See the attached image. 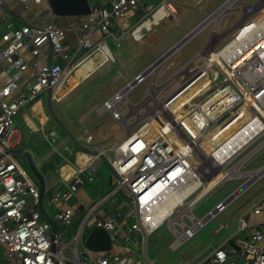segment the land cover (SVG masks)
<instances>
[{
	"label": "built area",
	"instance_id": "built-area-1",
	"mask_svg": "<svg viewBox=\"0 0 264 264\" xmlns=\"http://www.w3.org/2000/svg\"><path fill=\"white\" fill-rule=\"evenodd\" d=\"M4 1L0 0V247L5 264H139L133 253L111 251L116 246L114 242L124 238L139 243L136 235L145 238L166 223L174 236V246H178L226 208L230 195L201 217L191 211L218 184L242 176V160L231 163L264 135V43L256 46L241 65L232 67L224 63L232 74L226 73L218 63L205 69L211 51L217 50L210 42L214 22L202 51L166 80L157 82L163 63L195 36L206 25V20L186 41L149 63L100 107L121 117L128 113L134 119L141 118L128 134L131 136L125 134L114 146L113 159L108 160L114 174L109 191L87 209L84 216L69 204L77 190L93 180L108 150L94 146L92 135L85 129L81 137L73 138L77 149L74 164L66 161L58 168L59 178L47 204L49 212L43 207L39 187L12 152L22 148L10 142L15 133L13 118L42 92L49 91L51 101L60 100L70 85L69 79L76 76L80 66L92 62L84 74L93 70L95 53H100L105 61H113L106 38L111 37L119 45L122 35L112 31L116 20L142 13L129 28L130 34L138 40L142 29L174 15L179 0H89V12L69 29L54 21L40 25L28 21L18 24L17 16L2 8H8ZM16 1L30 13L45 2L51 12L48 0ZM243 6L244 17L237 28L262 14L259 10H264V0ZM148 20L150 25L144 26ZM238 29L236 38L243 28ZM67 30L74 33L76 46L73 48L65 42ZM216 33L219 37L222 34L218 32V25ZM258 50L263 51L257 54ZM207 78L217 81L196 98L189 97L190 87ZM145 82L147 87L142 98L131 102L128 94ZM117 104L125 108L122 114L117 112ZM248 111L250 116L246 114ZM250 124L258 126L259 133L247 142L241 141L239 135L242 136V130ZM206 141L214 142L210 150L205 147ZM227 145L239 146L225 156L223 151ZM68 168H71L70 173ZM257 170L264 174V166L254 171ZM206 182L211 185L204 190ZM115 194L120 196L126 215L134 218L126 228L119 224L120 213L111 216L101 208L104 203L114 201ZM252 214L259 220L249 237L241 241L240 258L230 255L229 251H235L233 248L228 251L220 246L212 251L208 264H264V197L253 207ZM90 219L93 228L108 233L110 250L92 252L84 247L83 234ZM57 224L63 228L61 231ZM74 224V231L69 233ZM246 227L247 222L241 218L239 229ZM66 234L67 240H64ZM142 249L144 254V246Z\"/></svg>",
	"mask_w": 264,
	"mask_h": 264
},
{
	"label": "rangeland",
	"instance_id": "rangeland-1",
	"mask_svg": "<svg viewBox=\"0 0 264 264\" xmlns=\"http://www.w3.org/2000/svg\"><path fill=\"white\" fill-rule=\"evenodd\" d=\"M208 1L209 0H186V2H182L178 19L176 20L171 17V21L164 20L161 22L159 26L156 27L158 34L153 39L152 44L149 45L148 48L147 46L145 47L147 49L143 48L144 46H140L144 41H141L139 44L134 43L135 47L143 48L144 51L142 54H138L136 50L133 52L130 50V48H128V44L130 43L128 34L125 35L124 38L122 37L119 46L116 45V42L111 37H107L106 43L115 59V62L112 63L111 61L106 60L101 64L97 70L100 73L97 74L103 76L102 78L96 79V72H94L92 75H90L93 77H89L90 79L87 77L85 80H80L79 83H77V85L72 89L68 90L59 101L50 102V107L46 105L45 92L37 95L36 100L41 102L43 105V112L48 115L47 121L44 125H41L36 118H34L33 121L42 127L43 131H31V128L25 122V120L20 118L19 113L21 111H25L30 114L28 108L30 103L26 104V106H24L13 118V121L14 126L20 134L22 143L25 142L26 144L24 147L28 150V152L34 156V153H36L35 150L38 149V152L48 154L49 162L52 168L58 165L60 159L63 156H66L69 162L74 164L73 153L71 152V154H69V150L72 149L74 152L75 146L73 145L72 140L67 133L70 134L71 132L77 137L83 135L84 130L86 129L88 133L92 134L93 142L96 145L101 144L102 147L105 146L106 149H108L105 159L102 160V164H100L101 167H98V169H100V173H102L104 180L110 178V181H112L114 174L108 163V160L113 159L114 146H116L121 141L125 134H128L134 127L137 126L138 122L141 121V118L136 117V119H134L130 116L131 114H128L123 117L124 121L121 122L118 116H116L114 113L108 111L105 112L102 110L97 111L98 108L102 106L105 100H108L116 91L121 89L126 81L133 80L132 77L135 73L143 71L145 68H147V64L149 62L151 63L160 57L168 44L171 43L169 46V48H171V46L178 39L184 36V32H187V29H189L194 22L203 18V15L206 12L204 9H202V7L205 4L210 6V9L213 7V9H216L217 5H219V3H221L223 0H210L209 3ZM255 1L256 0H235L232 3L233 9L223 12L224 15L223 13L220 14L223 16L222 18L221 16L219 17V21L217 23L219 33L223 32L235 20L237 21L232 25L229 32L226 31L220 35L219 39L221 42L219 45L215 44V42H217L219 39L213 42L215 37L213 34L210 42H213V46H216L217 50L236 35L235 32L238 29V23L240 19H243L244 17V12L240 8H243V5L247 7L249 3ZM18 4L19 3L15 0L10 2V6H12L14 10L18 11L21 16L25 17L26 15H29L30 12L21 9ZM44 5L47 6L45 2L40 4V6ZM141 14L142 13L139 12L132 14L130 21L140 18ZM38 15L42 16L41 10L38 12ZM64 17L56 16L55 21L59 24L65 25ZM74 17L78 19L77 16ZM117 21L121 22L123 20L119 19ZM252 21H249L248 23ZM121 23V25H118L120 28H118L119 30L116 33L123 31V22ZM207 23H209L210 27L207 25L205 28L199 31L192 39L185 43L178 51L174 52L163 63L157 76V82H163L166 80L182 64L187 62L190 58L201 51L210 38L211 29L214 25V22L212 21H208ZM66 25L68 26V24ZM68 35L71 37L72 32L68 31ZM99 54L100 53L97 52L92 56L95 65L102 61V58ZM220 74L222 75V73ZM176 82L177 81H175L173 84H170L169 87H172ZM146 87V82L137 86L132 92L128 94L129 100L133 103H136L138 100H140L146 90ZM116 109L120 113L125 111V108L122 104H117ZM249 112L250 111L246 113L248 116H250ZM51 131L55 132V135H52L53 141H51L52 138L49 136ZM17 137V133H14L10 142L12 144H16ZM219 138H221V136H219ZM263 139L264 135L253 142V144L246 148L240 155H238L231 165L248 155V157L250 156L249 158L245 157L242 159V165L240 166L241 171H251L264 166V145L263 143L261 144L263 145L262 147L259 145ZM47 142H50V145ZM38 143L44 145V149L40 148ZM19 145L20 144H17V146ZM15 157L22 169L35 183H37L25 156L15 154ZM248 176L249 175L246 173V175L242 174L241 177L221 182L204 197H202L192 207L191 211L196 217L203 216L208 210L213 209L217 201L224 200L234 190H236V188L242 185L243 182L247 180ZM214 178L215 177L212 179L214 180ZM207 183L208 182L204 183V189L211 184L210 183L208 185ZM91 184L95 185V183L91 182L90 184L81 186L80 190L77 192L80 194L81 199L89 201L88 197H83L84 194L80 192L86 191L89 193V191H91ZM262 188H264V176L257 178L256 181L249 186V188L244 190L238 196V198L228 204L224 212L219 214L214 220L210 221L204 228L196 232L192 238L186 240L175 249H171L169 246L174 240V236L170 232L166 223L161 224L156 230L146 235L145 241L142 235H138V238H140V240L137 239L139 243H133L129 241L123 244V240L121 239L114 243L116 247H128L129 250H131V252L139 260V264H176L180 261L182 264H200L205 259V255L216 245V242L220 240L221 237L225 236V232H227L224 230L219 235H214L212 232L213 226L218 222H223L227 219L231 220V217L238 212V207H245L249 205L235 204L234 202L240 200L241 198H250V195L253 192L259 191ZM113 197L114 204H104L101 208L106 212V214L111 216H114L117 212L120 213L121 215L118 218L119 224L120 226L126 228L128 224L134 221V218H127V222L124 226L123 214L126 213V209L124 205L123 207L121 206L122 202L118 194H115ZM96 199L97 198H94V201ZM86 213L87 210H84L83 216ZM91 220L92 219H90L85 227L83 238H85L89 229L93 228V223H91ZM75 226L76 224L70 228L69 233L74 231ZM57 229L58 231H61L63 228L57 224ZM64 240H67V234L64 236ZM142 246H144V254ZM0 264H4L2 246L0 247Z\"/></svg>",
	"mask_w": 264,
	"mask_h": 264
},
{
	"label": "crops",
	"instance_id": "crops-1",
	"mask_svg": "<svg viewBox=\"0 0 264 264\" xmlns=\"http://www.w3.org/2000/svg\"><path fill=\"white\" fill-rule=\"evenodd\" d=\"M16 1V0H15ZM90 1H92V0H90ZM225 0H223L221 3H219V5H217V7L218 6H220L223 2H224ZM257 1V0H256ZM10 2H12V0H5L4 1V3H5V6L6 7H8V8H6V9H8V10H10L11 12H13L14 14H15V16H17V17H15V19H17V23L18 24H20V23H22V22H24V21H28V22H30V23H32V24H34V25H40V24H43V23H47V22H49V21H54V22H56L55 20H56V16L57 15H55V14H53L52 12H49L48 11V7L47 6H37L36 8H35V11L34 12H31V13H29V15H26L25 17H23V16H21L20 15V13L18 12V11H16V10H14V8L12 7V6H10ZM178 2H180V3H178ZM182 2H186V0H179V1H177L176 2V4H175V8H176V12H175V14L174 15H170V16H168V17H166V18H164V19H162V20H160V21H158L156 24H151L149 27H148V29H142L141 31H140V34H142V37L140 38V39H138V40H135L134 38H133V36L130 34V31H129V28L137 21V19H135V20H132V21H130V19L132 18L131 16L132 15H130V16H128L126 19H122L123 21H121V22H123V33L121 32H118V33H116L119 29L118 28H120L118 25H121L122 23L121 22H119V21H117L116 20V23H115V25L112 27V31H113V33L115 34V35H122V37L124 38V36L125 35H129V39H130V43L128 44V48H130V50L131 51H135L136 50V52L138 53V54H142L143 53V48H145L146 46H147V48H148V46L149 45H151L152 44V42H153V39L156 37V35L158 34L157 33V31H156V27H158L159 26V24L161 23V22H163L164 20H170L171 21V17H173L174 19H178V17H179V14H180V11H181V8H180V6H181V3ZM210 2V0L208 1V3ZM253 3V2H252ZM249 4H251V3H249ZM19 5V7L21 8V9H23L22 8V6L20 5V4H18ZM47 5V4H46ZM210 6H207L206 4L202 7V9H204L205 10V14L203 15V18H201V19H199V21H196V22H194L193 24H192V26L189 28V29H187L188 31L186 32H184V35L186 34V33H188L191 29H193L195 26H197V24L199 23V22H202L213 10H215V9H213V8H209ZM24 10H26V9H24ZM42 11V16H39L38 15V12L39 11ZM28 11V10H27ZM140 13V12H139ZM11 15V14H10ZM13 16V15H12ZM14 17V16H13ZM40 19H39V18ZM64 17V16H63ZM65 18V22H64V24L65 25H62V24H59V23H57L58 25H60V26H62V27H64V28H66V29H69V28H71V27H73L74 25H76L78 22H77V19L74 17V16H66V17H64ZM168 18H170V19H168ZM237 20H235L234 22H232L223 32H222V34L224 33V32H226V31H230V28L232 27V25L236 22ZM66 24H68V26L66 25ZM209 26L210 27V25H209V23H207L203 28H205L206 26ZM202 28V29H203ZM0 29H1V24H0ZM201 29V30H202ZM121 30V29H120ZM200 30V31H201ZM68 31H70V32H72V36L70 37L69 35H68ZM74 33H73V31L72 30H67V32H66V39H65V42L67 43V44H69L70 45V47H75L76 46V42H75V38H74V35H73ZM96 35V37H99L98 36V33H96L95 34ZM194 36H192L190 39H192ZM182 38V37H181ZM180 38V39H181ZM180 39H178L176 42H178ZM189 39V40H190ZM121 40H122V38H121ZM121 40H120V42H121ZM188 40V41H189ZM141 41H144L143 43H142V45H140V46H144L143 48H139V47H135L134 46V43H140ZM187 41V42H188ZM175 42V43H176ZM187 42H185V43H187ZM220 43L221 42V40L219 39L218 41H217V43ZM174 43V44H175ZM184 43V44H185ZM145 44V45H144ZM173 44V45H174ZM183 44V45H184ZM119 45H120V43H119ZM118 45V46H119ZM171 45V43L170 44H168L167 45V47L165 48V50L162 52V54L165 52V51H167V50H169L170 48H169V46ZM172 45V46H173ZM182 45V46H183ZM219 45V44H218ZM171 46V47H172ZM147 48H145V49H147ZM169 48V49H168ZM204 48V47H203ZM202 48V49H203ZM202 49H201V51H202ZM200 52V51H199ZM161 54V55H162ZM100 55V57L102 58V55L101 54H99ZM113 59H114V57H113ZM93 60V59H92ZM94 61V60H93ZM105 60L102 58V61L101 62H99L97 65H93L94 66V68H93V70L89 73V74H80V75H78V76H76L77 78H76V80L71 84V86L69 85V87H68V89H67V91L68 90H70V89H72L73 87H75L76 85H77V83H79V81L80 80H85V79H87V77L89 78V77H92V76H90V75H92L94 72H97V70L99 69V67L101 66V64L104 62ZM108 61V60H107ZM111 61V60H110ZM113 61H115V59L113 60ZM95 63V62H94ZM150 63V62H149ZM148 63V64H149ZM147 64V65H148ZM91 66H89L88 68H90ZM138 73V72H137ZM137 73H135L134 75H133V77H132V79L134 78V76L137 74ZM129 81V80H128ZM127 82V81H126ZM75 84V85H74ZM72 85H74V86H72ZM67 91L64 93V95L67 93ZM46 94H47V92H45ZM64 95H62L61 96V98L64 96ZM60 98V99H61ZM59 101V100H58ZM50 102H52L51 100H50ZM54 102H57V101H54ZM39 104V107H40V114L42 115V117H43V119L40 117V114H38L37 113V111H35V109L33 108L34 106H35V104ZM28 104V103H27ZM26 106V105H25ZM23 108V107H22ZM21 108V109H22ZM28 108H29V112H30V114L29 113H27V112H25V111H21L20 113H19V116H20V118H23L24 120H25V122L29 125V127L31 128V131H43L42 130V127H40L35 121H33L34 120V118H36L37 120H38V122L41 124V125H44L45 123H46V121H47V115L43 112V105L41 104V102L39 101V100H35V101H33V102H31L30 103V105H28ZM34 110V111H33ZM100 110V107L98 108V110L97 111H99ZM36 112V113H35ZM24 116V117H23ZM28 120V121H27ZM30 123V124H29ZM34 127H33V126ZM51 132H54V131H51ZM51 132H50V137L52 138V135H51ZM15 133H17V135H18V137L16 138V144L14 143V145L16 146V147H22V148H25L24 146L26 145L25 144V142L24 143H22V139L20 138V134H19V132L17 131V129H16V127H15ZM54 134H55V132H54ZM68 134V136L70 137V139L72 140V143H73V145H74V142H73V138L74 137H76V136H74V134L73 133H71L70 132V134L69 133H67ZM92 135V134H91ZM82 136V135H81ZM81 136H77V137H81ZM44 137H46V136H44ZM93 137V136H92ZM53 139V138H52ZM52 141V140H51ZM49 145H50V142H47ZM92 143H93V145L94 146H97V147H102V145L101 144H99V145H96L93 141H92ZM17 144H20L19 146H17ZM38 145H39V147L40 148H42V149H44V145H42V144H40V143H38ZM75 146V145H74ZM249 147V146H248ZM247 147V148H248ZM26 149V148H25ZM246 149V148H245ZM244 149V150H245ZM27 150V149H26ZM76 148H75V151L73 152V150L71 149V150H69V154H71V152L73 153V156H74V158H75V152H76ZM243 150V151H244ZM39 150L38 149H36L35 150V152L36 153H34V156L33 155H31L32 156V158H33V161L35 162V164H36V167H37V169L39 170V172L41 173V175L43 176V180H44V185H45V189H44V193H43V196H42V201H43V207L45 208V209H47L49 212H51V210L49 209V207L47 206V204H48V200H49V197H50V194L52 193V191H53V186L57 183V181H58V178H59V174H58V168L60 167V165L62 164V163H64V162H69V160H68V158L66 157V156H63L61 159H60V161H59V163H58V165H56L55 167H51V165H50V162H49V155L48 154H45V153H40V152H38ZM242 151V152H243ZM27 152H28V150H27ZM242 152H240L238 155H240ZM237 155V156H238ZM236 156V157H237ZM245 157H248V155H246ZM245 157H243L242 159H244ZM250 157V156H249ZM248 157V158H249ZM242 159H240L239 161H241ZM235 160V159H234ZM233 160V161H234ZM47 161H48V163H47ZM239 161H237V162H239ZM70 163V162H69ZM102 164V163H101ZM101 167V165H99V168ZM98 171H96V173H95V175H94V178H93V180L92 181H90V182H87L86 184H90L91 182L92 183H95V185H93V184H91V191H89V193L88 192H86V191H82V192H80V193H83L84 194V196L83 197H88V199H89V201H86V200H84V199H81L80 198V194H78L77 192L80 190V188L77 190V192H76V195L70 200V202H69V204H70V206L77 212V213H79L80 215L82 214V213H84V210H87V209H89V207L91 208V206L93 205V204H96L97 202H99V200L102 198V196L105 194V193H107L108 191H109V189H110V187H111V181H110V178H108L107 180H104L103 179V177H102V173H100V169H97ZM252 171L253 170H251V171H245L244 173H242V174H245L246 175V173L248 174V173H252ZM261 175V171H260V174L258 175V176H256V178L255 179H257L259 176ZM250 176V175H249ZM262 176H264V174L262 175ZM262 176H260V178L262 177ZM251 177V176H250ZM254 179V181L252 182V183H254L256 180ZM251 183V184H252ZM85 184V185H86ZM250 184V185H251ZM250 185H248V186H246L237 196H235L233 199H231L229 202H228V204H230L231 202H233L236 198H238V196L244 191V190H246L247 188H249V186ZM38 186V185H37ZM262 190V191H261ZM261 190H259V191H255V192H253L251 195H250V198H241L240 200H238V201H236V202H234L235 204H249V205H247V206H245V207H238L237 208V210H238V212L234 215V216H232L231 217V220H226V221H223V222H218L216 225H214L213 226V228H212V232L214 233V235H219L222 231H224V230H226L227 232H225V236L224 237H221V239L220 240H218L217 242H216V245L205 255V259L200 263V264H203V263H206V264H208V257L210 256V254L212 253V251L213 250H215L217 247H220V246H222L223 248H225L226 250H230V249H234L235 251L234 252H231V251H229V253H230V255L232 256V257H234L235 259H239L240 258V253H239V249H240V247H241V241L243 240V239H245V238H247V237H249V235H250V232H251V229H252V227L254 226V225H256L257 223H258V220H259V218L257 217V216H254L253 214H252V209H253V207L256 205V204H258L259 202H260V200L264 197V188H262ZM90 195V196H89ZM81 197H82V195H81ZM94 198H97L95 201H94ZM222 201V200H221ZM218 202H220V201H217L216 203H215V205L218 203ZM104 204H114V201H112V202H106V203H104ZM228 204H227V206H228ZM214 205V206H215ZM227 206H226V208H227ZM214 208V207H213ZM226 208L222 211V212H224L225 210H226ZM82 210V211H81ZM209 211V210H208ZM207 211V212H208ZM222 212H220V213H218L212 220H214L219 214H221ZM123 217H124V219H123V225L125 226V224H126V222H127V218H131V217H129V216H127L126 215V213H124L123 214ZM241 218H243L246 222H247V227L244 229V230H240L239 229V227H240V219ZM211 220V221H212ZM210 222V221H209ZM208 222V223H209ZM234 222V223H233ZM207 223V224H208ZM206 224V225H207ZM205 225V226H206ZM204 226V227H205ZM221 226V227H220ZM203 227V228H204ZM202 229V228H201ZM136 237H138L137 235H136ZM192 238V237H191ZM121 240H123V244L125 243V242H129V241H131V242H135L134 240H125L124 238H121ZM136 240V239H135ZM174 240L170 243V248L171 249H175L176 247H178V246H174ZM184 243V242H183ZM181 245V244H180ZM136 246V245H135ZM136 248H137V246H136ZM111 251H114V252H118V253H122V254H128V253H132L131 252V250H129V248L128 247H126V246H123V247H114V249L113 250H111ZM4 264H5V260H4ZM176 264H182V262L180 261V262H178V263H176Z\"/></svg>",
	"mask_w": 264,
	"mask_h": 264
},
{
	"label": "bare ground",
	"instance_id": "bare-ground-1",
	"mask_svg": "<svg viewBox=\"0 0 264 264\" xmlns=\"http://www.w3.org/2000/svg\"><path fill=\"white\" fill-rule=\"evenodd\" d=\"M234 1L235 0L228 1L224 6H222L218 11H216L214 14L211 15V17H209L207 19L206 23L208 21L209 22L212 21V22H215V24H216V25H214V35H215V38H218L219 39V36L216 33V28H217V23L219 21V17L221 16L220 14H222L223 12H226L228 10L233 9L232 3ZM240 9L241 10H245L244 8H240ZM259 12L260 13L262 12V14L261 15L259 14L258 16H256V18L259 17L258 20H256V18H254L252 22H250V23L247 22L244 25H242V27H238L239 28L238 31L241 28H243V29L240 30V33H239V35H238L237 38L235 36L237 35L238 32L229 41L228 44L224 45L223 48H220V49L215 50L213 52L211 51L210 58L207 60L206 64L204 65L205 69H207L213 63H218L222 68H224V70H225L226 73L229 72L230 74H232V72L229 69L226 68L225 64H227L229 66H232V67H235L237 64L238 65H241V61L244 60V59H246V58H249L250 53L252 52V50L255 49L256 46H260L261 44L264 43V38H263L264 37V10L263 9H260ZM150 23H151V21L148 20V21H146L144 23V26H149ZM213 42H215V40ZM213 42H212V44H213ZM262 51H259L258 50L257 54H261ZM252 58H254V57H252ZM89 66H92V62H87V63L83 64L82 66H80L77 69L76 76H78L80 74H84L85 70L88 69ZM76 76H74V77L72 76L69 79L70 86L76 80V78H77ZM216 81H217V79L216 80H210L209 81V79L207 78L204 81L197 82L196 84H194V85H192L190 87V90L188 92V94H190L189 97L191 96V98H194V97L196 98L206 87L211 86ZM185 96H187V95H185ZM185 96H183L180 99V101H182L185 98ZM35 100H36V98H35ZM33 108L35 109V111H37L38 114H40V107H39V104L38 103L35 104V106ZM131 111L132 110H130V112ZM117 112H118V110H117ZM118 113L119 114H122L120 112H118ZM262 113L264 114V110H262ZM127 114L122 115V117H121V115H117V114H115V115L118 116V118L120 119L121 122H123V117L125 115H127ZM40 117L43 119V117H42L41 114H40ZM250 125H248L247 127H245L242 130L243 131V135L242 136L239 135V139L241 141L244 140L245 142H247L252 136H254V134L259 133L258 126H255V125H252V124H250ZM128 136H131V135H128ZM206 142H207V144L205 145V147L208 150H210L213 147L214 142L213 141H211V142L210 141H206ZM240 144L242 145L243 143L241 142ZM238 146L239 145H227L225 151H223L224 152L223 154L225 156L226 155L228 156V155L232 154L237 149ZM100 148H105L106 149L105 146L100 147ZM80 157H81V155H79V158ZM68 169H69V173H70L71 172V168H68ZM235 170L237 171L236 168H235ZM260 171L261 170L254 171L252 173L253 176L250 173H248V175L251 176V180H254L256 178V176H258L260 174ZM63 174L66 175V172L63 171ZM222 174H223V172H221L219 174V176L222 175ZM214 180H215V178H214ZM209 186H207V187H209Z\"/></svg>",
	"mask_w": 264,
	"mask_h": 264
},
{
	"label": "water",
	"instance_id": "water-1",
	"mask_svg": "<svg viewBox=\"0 0 264 264\" xmlns=\"http://www.w3.org/2000/svg\"><path fill=\"white\" fill-rule=\"evenodd\" d=\"M228 1L225 0L220 6H218L215 10H213L202 22H200L197 26H195L193 29H191L188 33H186L178 42H176L170 49L175 48V46L180 45L182 42L186 41L192 34L195 32L209 17H211L212 14H214L216 11H218L222 6H224ZM49 9L51 12L57 16H84L89 12L90 9V3L89 0H48L47 1ZM2 8L8 12L11 15H15L10 10L6 9L2 6ZM167 50V52L170 51ZM166 52V53H167ZM46 105L50 107V92L48 91L46 94ZM264 144V141L262 142ZM14 154H20L25 156V158L28 161L29 167L33 175L35 176V179L37 181V185L40 189L41 196H43L44 193V180L43 176L39 172V170L36 167L35 162L33 161V158L27 150L22 148H15L12 150ZM253 182L251 180V177L249 176L247 180L243 182L242 185H240L236 190H234L230 194V200L233 199L235 196H237L246 186L250 185ZM54 228H52L51 232L54 233ZM145 241V238H144ZM84 247L92 252H100V251H108L112 248L111 241L109 238V235L106 231H104L101 228H91L89 229L87 235L84 238L83 241Z\"/></svg>",
	"mask_w": 264,
	"mask_h": 264
},
{
	"label": "trees",
	"instance_id": "trees-1",
	"mask_svg": "<svg viewBox=\"0 0 264 264\" xmlns=\"http://www.w3.org/2000/svg\"><path fill=\"white\" fill-rule=\"evenodd\" d=\"M83 17H84V16H78V17H77V18H78L77 21L81 20ZM108 61H110V60H108ZM111 62L114 63L115 61H111ZM97 73H100V72H98V71L96 72V77H95L96 79H100V78L103 77V76H101L100 74H97ZM92 77H93V76H92ZM90 78H91V77H90ZM90 78H89V79H90Z\"/></svg>",
	"mask_w": 264,
	"mask_h": 264
},
{
	"label": "clouds",
	"instance_id": "clouds-1",
	"mask_svg": "<svg viewBox=\"0 0 264 264\" xmlns=\"http://www.w3.org/2000/svg\"><path fill=\"white\" fill-rule=\"evenodd\" d=\"M263 141H264V139H263ZM263 141H262V142H263ZM262 142H261L259 145H261ZM261 146H262V145H261ZM25 150H26V149H25ZM262 167H263V166H262ZM260 168H261V167H260ZM257 169H258V168H257ZM255 170H256V169H255ZM253 171H254V170H253ZM253 171H252V172H253ZM248 177H249V176H248ZM258 178H259V177H258ZM255 180H256V179H255ZM253 181H254V180H253Z\"/></svg>",
	"mask_w": 264,
	"mask_h": 264
}]
</instances>
